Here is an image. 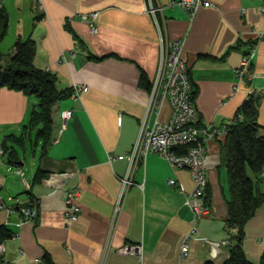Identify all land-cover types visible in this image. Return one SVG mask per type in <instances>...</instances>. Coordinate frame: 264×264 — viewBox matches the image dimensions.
I'll list each match as a JSON object with an SVG mask.
<instances>
[{"label": "crops", "instance_id": "0c3cea01", "mask_svg": "<svg viewBox=\"0 0 264 264\" xmlns=\"http://www.w3.org/2000/svg\"><path fill=\"white\" fill-rule=\"evenodd\" d=\"M35 1L0 0L9 18L0 53L11 54L17 37H30L36 43L34 66L55 74L58 90L74 85L88 89L52 108L53 139L45 156L32 159L34 171H23L25 156L20 153L16 164L8 163L0 142V198L14 207L20 194L38 203L35 219L22 224L19 212L0 210V225L12 231L2 243L1 260L5 264H223L236 232L226 223L224 137L207 146L205 198L210 209L197 219L186 204L195 186L188 169L152 153L132 166L127 157L148 108L161 48L145 0H39L37 9ZM171 1L176 0H154V5L162 7L164 36L184 39L181 59L192 85L196 124L228 127L250 89L261 98L257 121L264 134V0H206L210 6L201 7L193 20L181 8L171 7ZM90 12L98 13L96 32L80 18ZM238 42L244 45L233 49ZM251 47L252 76L244 85L236 72ZM35 103L33 97L0 88V140L22 133ZM68 110L72 115L65 119L63 112ZM170 113L168 103H163L159 121L168 122ZM32 150L36 158L40 145ZM37 168L45 176L35 183ZM128 173L132 184L122 190L121 179ZM170 180L175 184L170 185ZM73 190L79 191L75 202L80 214L76 222L68 223L65 196ZM245 231L244 250L256 261L264 249V203ZM125 246L139 247L141 254L121 253Z\"/></svg>", "mask_w": 264, "mask_h": 264}, {"label": "built area", "instance_id": "2783aa9c", "mask_svg": "<svg viewBox=\"0 0 264 264\" xmlns=\"http://www.w3.org/2000/svg\"><path fill=\"white\" fill-rule=\"evenodd\" d=\"M41 5L39 0L35 1V8ZM146 12L152 17L157 28L161 42L159 61L155 78L151 85L149 104L145 116L143 117L137 140L133 149L127 154L130 165L142 161L148 154H156L165 158L171 165L183 167L189 170L195 183L194 190L188 196L186 204L193 211L195 218H201L208 214L209 207L206 203L205 194L207 190V154L208 145L213 140L222 138L227 133V127H202L196 124L195 109L192 103V85L188 77V69L181 59L184 46V39L169 40L164 36L165 24L159 19L162 13L160 5L155 6L154 0H145ZM171 7L181 8L190 20H193L201 7H209L210 3L206 0H176L171 1ZM1 6V5H0ZM40 9V6H39ZM264 11V8H263ZM98 17L97 12L81 14L83 21L89 22L91 31L96 32L95 21ZM254 50H249L242 56L236 72L240 83L247 85L251 80L250 55ZM86 86L74 85L71 88L70 96L79 98L81 93L87 91ZM253 93L247 91L246 99ZM168 103L170 107V117L168 122L159 121V113L163 103ZM154 113V120L151 123V116ZM72 111L63 112L65 119L70 118ZM131 170V167H130ZM264 177V173L262 174ZM122 190L132 184L130 174H126L121 179ZM174 185L173 180L169 181ZM79 191L73 190L65 196L64 217L68 223L78 220L80 208L75 202ZM37 202V201H36ZM30 199H23L21 203L16 201V207L7 206L0 198V210H13L20 213V224L32 222L38 213V205ZM4 250L0 244V253ZM187 245L181 247L183 255L187 253ZM121 253L140 255L141 248L136 246H125L121 248ZM217 251L211 255L215 258Z\"/></svg>", "mask_w": 264, "mask_h": 264}, {"label": "trees", "instance_id": "16d2710c", "mask_svg": "<svg viewBox=\"0 0 264 264\" xmlns=\"http://www.w3.org/2000/svg\"><path fill=\"white\" fill-rule=\"evenodd\" d=\"M8 21L7 11L0 6V43L7 35ZM241 44L238 42L233 49L240 48ZM35 53L36 43L30 37H17L11 54L0 53V88L20 92L36 100L22 133L4 136L1 152L6 155L10 164L19 161L20 152L17 148L24 150L27 141L31 142L33 147L40 145L39 156H45L46 149L53 139L52 108L71 94V89L58 90L55 74L34 66ZM249 97L245 99L236 117L228 125L223 139L227 151L226 169L229 189L226 223L229 229L236 230L233 236L235 243L229 246L223 264H264V249L258 259L252 261L243 247L246 239L245 227L264 203L262 183L264 134H260L262 126L257 121V109L261 98L254 92ZM44 176V172L37 168L33 182H40ZM30 200L36 202L32 197ZM11 237L12 231L7 226L0 225V244ZM0 264H5L1 257ZM204 264L214 263L207 261Z\"/></svg>", "mask_w": 264, "mask_h": 264}, {"label": "rangeland", "instance_id": "374dc122", "mask_svg": "<svg viewBox=\"0 0 264 264\" xmlns=\"http://www.w3.org/2000/svg\"><path fill=\"white\" fill-rule=\"evenodd\" d=\"M8 47H9V45H7V44H5V49L7 50L8 49ZM5 50V51H6ZM7 53V52H6ZM3 141V138L1 137V140H0V142H2ZM34 147H33V145L31 144V142H28L27 141V143H26V146H25V149L24 150H20L19 148H17L18 149V151L20 152V154L22 155V156H25L24 158H25V165L22 167V169H23V171L24 172H32V171H34L35 170V168H36V166H32L31 165V162H32V159H34L35 160V162L37 161V159H39V151L38 150H35L36 151V158H34L33 156H32V153H33V149ZM264 178V177H263ZM26 191V190H25ZM23 195L24 194H20V195H18V201H19V203H21L22 202V199H24V198H22L23 197ZM15 203V202H14ZM37 203V202H36ZM37 205H38V203H37ZM253 261V260H252Z\"/></svg>", "mask_w": 264, "mask_h": 264}, {"label": "bare ground", "instance_id": "6f19581e", "mask_svg": "<svg viewBox=\"0 0 264 264\" xmlns=\"http://www.w3.org/2000/svg\"><path fill=\"white\" fill-rule=\"evenodd\" d=\"M253 47H251V49H252ZM251 49H249V50H251ZM245 55V54H244Z\"/></svg>", "mask_w": 264, "mask_h": 264}]
</instances>
